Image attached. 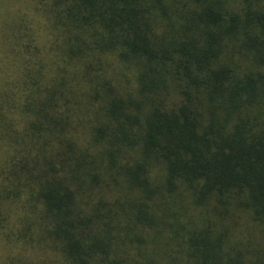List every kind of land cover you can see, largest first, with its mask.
<instances>
[{
	"label": "trees",
	"instance_id": "1",
	"mask_svg": "<svg viewBox=\"0 0 264 264\" xmlns=\"http://www.w3.org/2000/svg\"><path fill=\"white\" fill-rule=\"evenodd\" d=\"M1 3L0 264H264V0Z\"/></svg>",
	"mask_w": 264,
	"mask_h": 264
},
{
	"label": "rangeland",
	"instance_id": "2",
	"mask_svg": "<svg viewBox=\"0 0 264 264\" xmlns=\"http://www.w3.org/2000/svg\"><path fill=\"white\" fill-rule=\"evenodd\" d=\"M3 3H1V0H0V22H1V24H3V22H4V20H5V15H4V13H3ZM16 9H18V7H16ZM3 33V32H2ZM1 33V34H2ZM6 254V252L5 251H0V257L2 256V255H5ZM3 257V256H2ZM2 259V258H1ZM248 260V255L246 256V258L244 259V261H243V264H249V263H246V261Z\"/></svg>",
	"mask_w": 264,
	"mask_h": 264
}]
</instances>
